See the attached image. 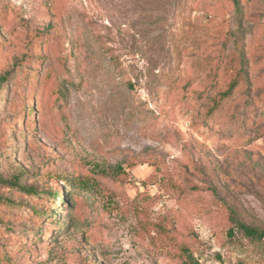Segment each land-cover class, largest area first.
I'll return each mask as SVG.
<instances>
[{"label":"rangeland","instance_id":"rangeland-1","mask_svg":"<svg viewBox=\"0 0 264 264\" xmlns=\"http://www.w3.org/2000/svg\"><path fill=\"white\" fill-rule=\"evenodd\" d=\"M238 1L0 0V264H264L237 227L264 233V0Z\"/></svg>","mask_w":264,"mask_h":264},{"label":"trees","instance_id":"trees-1","mask_svg":"<svg viewBox=\"0 0 264 264\" xmlns=\"http://www.w3.org/2000/svg\"><path fill=\"white\" fill-rule=\"evenodd\" d=\"M236 4H239V1L236 0ZM234 57L230 60L229 64V78L224 80L226 88L220 92V100L217 104V106H214L210 112L215 111V109L218 107L219 103H222L223 100L229 99L232 97L234 90L243 82L247 81V72H246V60L243 53V50L239 47H237L232 53ZM5 80V79H4ZM1 92V88H0ZM10 183V182H9ZM16 188H21L20 180H16L12 183ZM238 229L242 233H244L245 236L253 239V240H264V233H261L259 230L252 228L250 226H247L243 223H238ZM229 235L231 237L235 236V230L232 229L229 231Z\"/></svg>","mask_w":264,"mask_h":264}]
</instances>
